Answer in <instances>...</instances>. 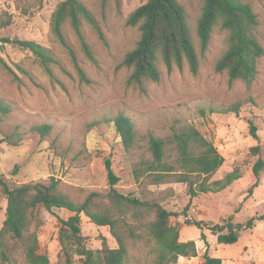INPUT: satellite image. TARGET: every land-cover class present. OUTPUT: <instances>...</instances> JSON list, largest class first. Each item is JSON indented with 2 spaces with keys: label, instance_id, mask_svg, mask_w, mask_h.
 I'll use <instances>...</instances> for the list:
<instances>
[{
  "label": "rangeland",
  "instance_id": "obj_1",
  "mask_svg": "<svg viewBox=\"0 0 264 264\" xmlns=\"http://www.w3.org/2000/svg\"><path fill=\"white\" fill-rule=\"evenodd\" d=\"M63 0H0V38L33 41L53 54L50 80L38 61L27 51L0 41V58L13 69L20 83L0 66V100L10 106V113L0 115V177L9 188L24 183L47 184L57 181L58 191L73 202H83L89 194L98 195L101 206L109 208L108 184L104 161L111 162L118 182L115 189L122 195L141 200H155L172 214L171 225H180L179 241H193L196 257H183L176 264H202V255L218 258L222 264H264V220H255L251 229H242L234 244H218L204 227L187 226L185 220L205 225L220 224L232 217L243 225L251 217L264 214V167L256 179L252 166L264 158V0H239L250 5L257 16L256 37L263 48L257 62L258 74L250 83L229 84L225 73H216L214 64L227 47V35L215 27L207 50L201 54L196 37V22L202 0H177L185 10L191 39L199 57V69L193 76L186 64L169 74L159 62L160 80L146 82L145 92L126 85L129 70L121 66L126 52L137 39L135 27L126 26L128 15L146 0H80L94 15L104 36L103 43L85 22L82 30L95 59L89 62L69 26L65 35L79 66L89 83H81L66 52L52 39L49 30L51 14ZM16 66L28 76L20 73ZM242 103L238 115L220 110ZM118 114L127 116L134 125L135 145L125 150L114 127L108 121ZM248 121L255 126L256 139L248 132ZM194 125L223 157V165L212 176L219 180L234 168L242 178L217 194L199 195L192 199L186 186L166 183L138 186L132 168L148 159L145 135L150 132L166 137L173 127ZM48 125L50 132L40 137L36 127ZM258 147V151H251ZM256 182V187H250ZM6 200L0 192V227L4 220ZM41 211L37 230L39 252L49 264H62L57 241L58 221L70 216L65 210ZM152 215L149 216V219ZM80 231L88 249H100L102 243L116 248L108 227H97L83 215ZM124 221L134 238L126 236L127 264H153L152 241L143 232L131 211ZM201 234L205 241L200 239ZM179 258V257H178ZM78 263L79 258L75 257ZM11 264H26L16 255Z\"/></svg>",
  "mask_w": 264,
  "mask_h": 264
},
{
  "label": "trees",
  "instance_id": "obj_2",
  "mask_svg": "<svg viewBox=\"0 0 264 264\" xmlns=\"http://www.w3.org/2000/svg\"><path fill=\"white\" fill-rule=\"evenodd\" d=\"M22 3L24 0H17ZM104 4L105 0H101ZM42 0H36L41 6ZM88 24L104 43V36L94 15L80 0H63L59 2L50 17L49 30L52 39L66 52L81 83L89 81L79 66L76 55L65 35V26H69L75 36L84 57L95 63L93 52L87 43L82 24ZM257 16L247 3L239 0H202L200 14L196 22V37L199 51L203 54L211 40L215 27L227 35V47L214 64L216 73H225L229 84L242 81L250 84L257 76V62L263 56L255 30ZM126 26L135 27L138 39L134 47L125 53L121 66L128 69L127 86H133L144 93L146 82L157 83L160 80V62L169 74L174 68L182 70L184 64L195 76L199 69V57L194 48L184 8L177 0H146L133 10L126 19ZM21 50L29 52L40 64L41 68L54 81L51 65L56 60L51 51L33 41L19 39H3ZM0 66L17 83L20 79L13 69L0 58ZM23 75L28 74L16 66ZM242 103L236 102L221 113L238 115ZM9 105L0 100V115L10 113ZM114 127L117 137L125 150L132 148L137 140L131 120L118 114L108 121ZM40 137L50 132L48 125L36 127ZM256 128L248 121V132L256 139ZM148 159H143L132 168L134 182L138 186H158L166 183H179L186 186L189 203L199 195L217 194L232 186L242 178L239 168H234L219 180H211L212 176L223 165L224 159L214 145L192 124L173 127L166 137H159L148 132L145 135ZM251 151H258L254 147ZM108 193L106 199L109 208L101 206L98 195L89 194L83 202L71 201L61 194L57 181L53 178L47 184L24 183L9 188L0 177V192L6 200L4 220L0 227V264H11L15 256L22 257L26 264H49L48 257L39 252L37 230L41 224V211L50 212L61 209L70 213L63 220L58 218L57 241L60 247L62 264H127L125 240L120 230L123 229L128 238L133 233L124 221L127 211H131L143 232L152 241L151 253L153 264H176L178 257H196L197 250L193 241L180 242V225H171L172 216L157 201L141 200L120 194L115 186L118 182L111 162L104 161ZM264 167V158L257 159L252 166V173L257 181L259 172ZM256 182L250 190L256 187ZM83 215L97 227H108L117 243L110 248L102 243L100 249H88L85 238L80 231V216ZM152 218L149 219V216ZM227 217L220 224L205 225L200 221L185 220L182 224L206 227L216 237L218 244L230 245L238 241L239 232L251 229L255 220H264V214L249 218L245 224L239 225ZM200 239L205 241L201 234ZM75 257L79 258L78 263ZM202 264H222L218 258L208 255L205 248Z\"/></svg>",
  "mask_w": 264,
  "mask_h": 264
},
{
  "label": "crops",
  "instance_id": "obj_3",
  "mask_svg": "<svg viewBox=\"0 0 264 264\" xmlns=\"http://www.w3.org/2000/svg\"><path fill=\"white\" fill-rule=\"evenodd\" d=\"M183 259V257H179L178 260Z\"/></svg>",
  "mask_w": 264,
  "mask_h": 264
}]
</instances>
